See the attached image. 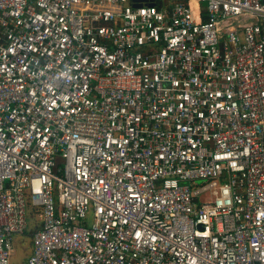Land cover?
Segmentation results:
<instances>
[{
    "label": "built area",
    "instance_id": "built-area-1",
    "mask_svg": "<svg viewBox=\"0 0 264 264\" xmlns=\"http://www.w3.org/2000/svg\"><path fill=\"white\" fill-rule=\"evenodd\" d=\"M28 215L23 264H264V0H0V264Z\"/></svg>",
    "mask_w": 264,
    "mask_h": 264
},
{
    "label": "rangeland",
    "instance_id": "rangeland-1",
    "mask_svg": "<svg viewBox=\"0 0 264 264\" xmlns=\"http://www.w3.org/2000/svg\"><path fill=\"white\" fill-rule=\"evenodd\" d=\"M39 222L35 221L30 215L27 216V230L31 231L34 227H39ZM30 238L27 236H14L12 254L9 257V264H23L30 255Z\"/></svg>",
    "mask_w": 264,
    "mask_h": 264
},
{
    "label": "trees",
    "instance_id": "trees-1",
    "mask_svg": "<svg viewBox=\"0 0 264 264\" xmlns=\"http://www.w3.org/2000/svg\"><path fill=\"white\" fill-rule=\"evenodd\" d=\"M31 235H32V232H27V233H25V236H27V237H29V238H31Z\"/></svg>",
    "mask_w": 264,
    "mask_h": 264
},
{
    "label": "water",
    "instance_id": "water-1",
    "mask_svg": "<svg viewBox=\"0 0 264 264\" xmlns=\"http://www.w3.org/2000/svg\"><path fill=\"white\" fill-rule=\"evenodd\" d=\"M149 5H153V3H149ZM133 7H140V4H134Z\"/></svg>",
    "mask_w": 264,
    "mask_h": 264
}]
</instances>
